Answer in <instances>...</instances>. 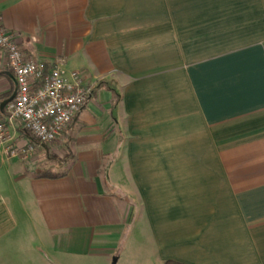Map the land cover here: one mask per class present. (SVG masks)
I'll list each match as a JSON object with an SVG mask.
<instances>
[{"label":"crops","instance_id":"0c3cea01","mask_svg":"<svg viewBox=\"0 0 264 264\" xmlns=\"http://www.w3.org/2000/svg\"><path fill=\"white\" fill-rule=\"evenodd\" d=\"M0 17L93 84L62 167L2 162L0 264H264V0H0ZM15 90L0 49V121Z\"/></svg>","mask_w":264,"mask_h":264},{"label":"built area","instance_id":"2783aa9c","mask_svg":"<svg viewBox=\"0 0 264 264\" xmlns=\"http://www.w3.org/2000/svg\"><path fill=\"white\" fill-rule=\"evenodd\" d=\"M0 49L13 73L16 90L7 102L0 121V166L4 159L29 160L40 145L55 142L67 129L90 97L93 84L83 77L64 75L61 60L50 68L28 57L15 33L8 31L0 17ZM18 122L35 139V144L19 145L9 129Z\"/></svg>","mask_w":264,"mask_h":264},{"label":"rangeland","instance_id":"374dc122","mask_svg":"<svg viewBox=\"0 0 264 264\" xmlns=\"http://www.w3.org/2000/svg\"><path fill=\"white\" fill-rule=\"evenodd\" d=\"M62 136L60 135L55 142L46 145V153H44L45 156H43L42 154L35 155L32 159H30V161H33L34 163L38 162V164L40 163L39 165H41L42 163H46V165H58V158H62L65 151V148L62 147ZM143 264H148V262Z\"/></svg>","mask_w":264,"mask_h":264},{"label":"trees","instance_id":"16d2710c","mask_svg":"<svg viewBox=\"0 0 264 264\" xmlns=\"http://www.w3.org/2000/svg\"><path fill=\"white\" fill-rule=\"evenodd\" d=\"M114 97H115V93H114ZM69 157H70L69 150H68L67 146H65L64 156L62 158H58V165H56V166L58 168L62 167L68 161ZM38 175L42 176V177L55 178V177L61 176L62 172L61 171H55L51 168H46V169L40 171L38 173ZM132 215H133V210L130 214L128 223H130ZM162 264H182V263L175 261V260L168 259V260L163 261Z\"/></svg>","mask_w":264,"mask_h":264},{"label":"water","instance_id":"95a60500","mask_svg":"<svg viewBox=\"0 0 264 264\" xmlns=\"http://www.w3.org/2000/svg\"><path fill=\"white\" fill-rule=\"evenodd\" d=\"M112 264H114V261L112 262Z\"/></svg>","mask_w":264,"mask_h":264}]
</instances>
